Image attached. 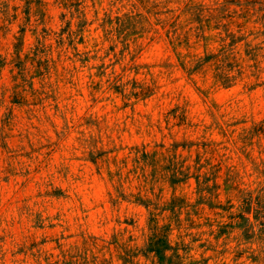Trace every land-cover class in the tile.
<instances>
[{
    "label": "rangeland",
    "instance_id": "374dc122",
    "mask_svg": "<svg viewBox=\"0 0 264 264\" xmlns=\"http://www.w3.org/2000/svg\"><path fill=\"white\" fill-rule=\"evenodd\" d=\"M0 264H264V0H0Z\"/></svg>",
    "mask_w": 264,
    "mask_h": 264
}]
</instances>
